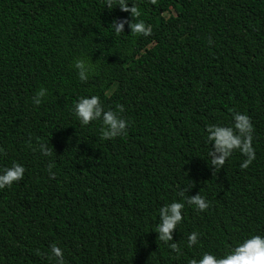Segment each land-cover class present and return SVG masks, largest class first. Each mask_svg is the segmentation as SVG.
I'll use <instances>...</instances> for the list:
<instances>
[{
  "label": "trees",
  "instance_id": "1",
  "mask_svg": "<svg viewBox=\"0 0 264 264\" xmlns=\"http://www.w3.org/2000/svg\"><path fill=\"white\" fill-rule=\"evenodd\" d=\"M129 2L148 35L127 23L113 33L109 22L130 15L102 0H0V166L25 168L0 189V264H54L52 243L66 264H187L264 234V0ZM78 57L95 63L86 82ZM85 94L123 105V136L103 140L100 121L79 124L72 105ZM237 111L253 126L255 159L241 168L234 150L213 171L205 125H230ZM182 187L209 207L182 209L177 254L153 231Z\"/></svg>",
  "mask_w": 264,
  "mask_h": 264
},
{
  "label": "clouds",
  "instance_id": "2",
  "mask_svg": "<svg viewBox=\"0 0 264 264\" xmlns=\"http://www.w3.org/2000/svg\"><path fill=\"white\" fill-rule=\"evenodd\" d=\"M103 7L108 9L119 8L122 12H128L130 19L126 18L117 22L113 19L109 22L108 28L115 33H123L124 23L128 24L129 34L148 35L150 28L140 17V11L136 4L129 0H102ZM72 67L80 82H86L95 70V63L84 59L76 58ZM45 88L40 87L31 97L33 105H40L44 96ZM124 107L116 104L114 109L105 107L99 96L95 94L80 95L72 105V113L81 126H87L90 122L100 121V138L103 140L114 139L123 136L130 121L126 120L121 113ZM231 124L223 125L212 123L205 125V142L209 145L207 152V164L215 171L221 168L225 160L230 157L234 150L245 157L240 163L241 168H246L255 159V152L252 147V124L249 118L240 112H233ZM38 149L43 156L50 155V149L44 143L38 144ZM25 172L24 165L18 161H11L10 165L0 166V189L11 186L13 182H19ZM49 178H54L55 173L51 165L47 169ZM189 187H182L178 195L182 200L173 199L162 204L158 209V222L153 232L157 238L166 244L168 248L180 254V246L173 241V231L182 221V209L185 205L191 206L196 212H204L209 207V202L198 191L194 195H188ZM198 232L189 231L186 235L184 247L191 249L198 244ZM54 259V264H66L63 250L55 243L49 245L48 259ZM187 264H264V234L251 233L238 239L227 251L220 255L212 251H201L199 255L187 259Z\"/></svg>",
  "mask_w": 264,
  "mask_h": 264
}]
</instances>
